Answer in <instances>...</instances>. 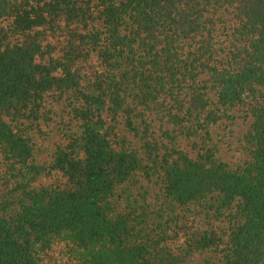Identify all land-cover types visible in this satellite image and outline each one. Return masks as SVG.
<instances>
[{
	"label": "trees",
	"instance_id": "trees-1",
	"mask_svg": "<svg viewBox=\"0 0 264 264\" xmlns=\"http://www.w3.org/2000/svg\"><path fill=\"white\" fill-rule=\"evenodd\" d=\"M0 264H264V0H0Z\"/></svg>",
	"mask_w": 264,
	"mask_h": 264
},
{
	"label": "rangeland",
	"instance_id": "rangeland-1",
	"mask_svg": "<svg viewBox=\"0 0 264 264\" xmlns=\"http://www.w3.org/2000/svg\"><path fill=\"white\" fill-rule=\"evenodd\" d=\"M232 118L224 119L219 124L211 128L212 140L218 149V157L228 164L235 165L245 160L243 152V136L247 130L248 122L240 112H233ZM55 139L39 141L44 148L50 147ZM49 179L42 180L43 184H48ZM56 250V249H55ZM54 250V251H55ZM60 253L52 252L51 256L58 260Z\"/></svg>",
	"mask_w": 264,
	"mask_h": 264
}]
</instances>
